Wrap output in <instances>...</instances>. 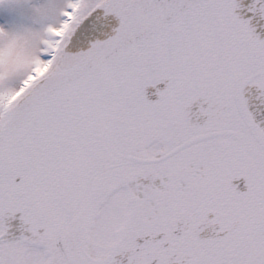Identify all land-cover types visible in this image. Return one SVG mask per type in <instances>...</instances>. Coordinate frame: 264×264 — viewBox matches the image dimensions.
I'll return each mask as SVG.
<instances>
[{"label": "snow or ice", "instance_id": "6c2138e0", "mask_svg": "<svg viewBox=\"0 0 264 264\" xmlns=\"http://www.w3.org/2000/svg\"><path fill=\"white\" fill-rule=\"evenodd\" d=\"M0 264H264V0H0Z\"/></svg>", "mask_w": 264, "mask_h": 264}, {"label": "water", "instance_id": "95a60500", "mask_svg": "<svg viewBox=\"0 0 264 264\" xmlns=\"http://www.w3.org/2000/svg\"><path fill=\"white\" fill-rule=\"evenodd\" d=\"M162 86H163V85H161V87H162ZM150 91H153V90L150 89ZM253 91H255V90H253ZM153 98H155V97H153ZM12 223H13V225H14L13 232H14L15 234H18V228H17L16 226L19 224V221L16 220V221H13Z\"/></svg>", "mask_w": 264, "mask_h": 264}]
</instances>
